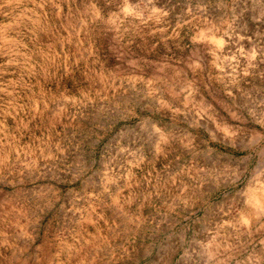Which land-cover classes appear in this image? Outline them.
<instances>
[{
    "label": "rangeland",
    "instance_id": "rangeland-1",
    "mask_svg": "<svg viewBox=\"0 0 264 264\" xmlns=\"http://www.w3.org/2000/svg\"><path fill=\"white\" fill-rule=\"evenodd\" d=\"M0 264H264V0H0Z\"/></svg>",
    "mask_w": 264,
    "mask_h": 264
}]
</instances>
